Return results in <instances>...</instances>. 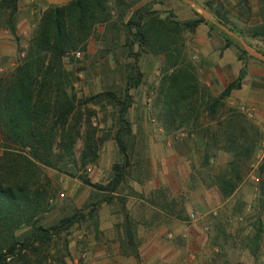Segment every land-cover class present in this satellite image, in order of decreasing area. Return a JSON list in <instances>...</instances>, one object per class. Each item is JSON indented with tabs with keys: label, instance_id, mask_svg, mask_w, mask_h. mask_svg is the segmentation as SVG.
I'll return each instance as SVG.
<instances>
[{
	"label": "rangeland",
	"instance_id": "374dc122",
	"mask_svg": "<svg viewBox=\"0 0 264 264\" xmlns=\"http://www.w3.org/2000/svg\"><path fill=\"white\" fill-rule=\"evenodd\" d=\"M208 1L240 27L264 23V0H110L114 9L112 22L97 28L88 41L87 51L77 52L81 53L80 57L75 53L74 62L70 57L66 59L68 72H74L77 77L73 81L75 92L82 99L106 92L121 96L131 63L136 62L143 74L141 85L131 91L128 115L135 142L133 161L140 159L141 169L134 171L133 178L128 179L123 191L115 194L111 204L99 206L95 219L63 233L55 250L63 252V245L68 242V264H225L226 261L254 264L239 243L229 251V257L219 256L213 239L218 234L217 223L225 217L232 218L234 228L243 230L242 236L254 231L260 213L259 162L246 174L236 193L223 201L214 184L216 178L227 172L231 156L219 152L209 165H204L205 151L198 148L193 130L194 115L185 122L170 110L173 100L168 77L180 69L193 75L200 88L196 97L201 99L204 92L205 97L218 96L247 67L242 89L233 92L227 103L264 131V64L251 56L244 57L238 47L226 49L220 33L205 24L194 31L179 33L174 58L145 52L136 57L140 52L138 45L131 52L127 45L124 24L134 12L143 10L145 15L148 10L156 12L160 19L183 23L198 19V15L206 18L201 7L218 22L206 7ZM44 10L36 0H21L16 13L19 40L0 27V78L20 64L24 55L20 50L28 47ZM124 12L122 22L119 16ZM3 19L0 17V26ZM252 44L264 52V42L252 40ZM172 63L176 65L172 67ZM103 104L106 110L88 105L94 113L92 121L98 137L105 138L96 161L86 168L75 165L72 168L77 173L75 178L66 172L46 169L53 193V208L44 220L47 226L99 201L102 195L81 177L92 183L107 184L114 164L120 161L112 116L116 109L108 100ZM201 120H205V114ZM82 148L79 142L77 157ZM240 206L244 209L236 214ZM166 213L170 214L166 216ZM126 214L134 221L131 229L136 233L137 256L130 244L124 245ZM94 221L99 225L98 230Z\"/></svg>",
	"mask_w": 264,
	"mask_h": 264
},
{
	"label": "trees",
	"instance_id": "16d2710c",
	"mask_svg": "<svg viewBox=\"0 0 264 264\" xmlns=\"http://www.w3.org/2000/svg\"><path fill=\"white\" fill-rule=\"evenodd\" d=\"M20 2L0 0V17L4 18L0 27L6 28L17 40L16 13ZM118 2L124 5L123 1ZM36 3L42 4L45 10L35 34L28 47L21 48L20 54L24 55L20 64L0 78V264H68V242L63 245V252L62 249L55 250L63 233L88 219H95L99 206L111 204L115 194L124 190L128 179L133 178L135 170L140 171L142 164L140 159L133 161L134 133L128 118L133 98L131 91L141 85L143 78L138 64H130L121 96L106 92L86 99L78 97L73 83L76 74L68 72L66 66V59L70 57L74 62L75 53L87 51L88 41L99 26L112 22L114 9L110 0H75L63 5L49 4L45 0H36ZM206 7L218 23L264 53L252 44V40L264 42V23L240 27L227 14L215 9L210 1ZM145 13L143 10L134 12L124 24L130 52L136 45L140 49L136 57L145 52L174 58L173 52H178L175 45L179 33L194 31L202 24L220 33L226 49L235 46L244 57H250L237 39L202 15L179 23L160 19L156 12L146 10ZM124 15L125 12L119 16L122 22ZM240 60H243L242 56ZM171 65L174 67L176 63ZM247 72L244 66L238 77L218 96L205 97L204 92L198 99L200 88L196 79L180 69L168 77L173 100L170 110L182 116L185 122L191 121L194 115L193 130L198 148L205 151V166L219 152L231 156L227 172L216 178L214 184L223 201L236 193L246 174L259 162L260 213L254 231L242 236L243 230L234 228L232 218L225 217L217 223L218 234L213 242L219 256L229 257V251L239 243L254 264H264V131L238 108L227 103L233 92L242 89ZM104 100L116 109L112 116L120 161L114 164L112 178L107 184L92 183L81 177L86 185L102 195L99 201L47 226L44 220L53 208V193L48 186L46 169L66 172L75 178L77 173L72 170L75 165L86 168L96 161L105 138L98 137L92 121L94 113L88 105L106 110ZM202 114H205L204 121ZM79 142L83 148L77 157ZM243 209L240 206L236 214L242 213ZM179 218L184 220L182 216ZM125 220L127 241L124 245L130 244L132 253L137 256L136 233L131 229L134 221L128 214ZM94 227L99 229L97 221H94Z\"/></svg>",
	"mask_w": 264,
	"mask_h": 264
},
{
	"label": "water",
	"instance_id": "95a60500",
	"mask_svg": "<svg viewBox=\"0 0 264 264\" xmlns=\"http://www.w3.org/2000/svg\"><path fill=\"white\" fill-rule=\"evenodd\" d=\"M45 1H47L49 4L63 5V4H67V3H70V2L75 1V0H45ZM188 2L196 5V3L192 2V1H188ZM200 9L204 12L205 17L208 20H210L212 23L217 25L220 29H222L224 32H226L229 36L237 39L239 41V43L242 45V47L244 48V50L247 51L250 56H252L255 59H257L258 61L264 63V54L263 53H260L259 51H257L244 38L239 36L234 31L230 30L229 28H227V27L219 24L218 22L214 21L213 19H211L210 15L203 8L200 7Z\"/></svg>",
	"mask_w": 264,
	"mask_h": 264
},
{
	"label": "built area",
	"instance_id": "2783aa9c",
	"mask_svg": "<svg viewBox=\"0 0 264 264\" xmlns=\"http://www.w3.org/2000/svg\"><path fill=\"white\" fill-rule=\"evenodd\" d=\"M76 56L80 57L81 56V53H76ZM2 71V70H1ZM194 218V217H193Z\"/></svg>",
	"mask_w": 264,
	"mask_h": 264
},
{
	"label": "crops",
	"instance_id": "0c3cea01",
	"mask_svg": "<svg viewBox=\"0 0 264 264\" xmlns=\"http://www.w3.org/2000/svg\"><path fill=\"white\" fill-rule=\"evenodd\" d=\"M170 213H166V216H168ZM148 227V226H147Z\"/></svg>",
	"mask_w": 264,
	"mask_h": 264
}]
</instances>
